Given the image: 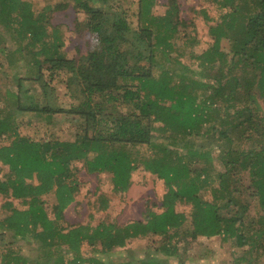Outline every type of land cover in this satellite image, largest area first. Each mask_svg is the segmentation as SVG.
Returning a JSON list of instances; mask_svg holds the SVG:
<instances>
[{
  "label": "trees",
  "instance_id": "obj_1",
  "mask_svg": "<svg viewBox=\"0 0 264 264\" xmlns=\"http://www.w3.org/2000/svg\"><path fill=\"white\" fill-rule=\"evenodd\" d=\"M137 2L132 28L108 0H64L40 10L28 0H0L2 22L33 56L36 76L28 80L40 92L30 93L13 76L17 91L7 92V115L0 113V264H108L83 257L82 246L108 255L151 236L161 241L155 252L166 259L113 264H169L182 241L199 237L227 245L230 263L224 264L264 258V0H205L213 16L205 6L193 9L209 38L199 53L193 22L180 17L178 0H166L162 14L154 11L158 0ZM69 6L86 15L75 20L76 35H96L99 43L77 58L68 57L64 34L51 23L55 11ZM62 70L72 87L68 105L58 103L53 84ZM25 113L45 116L47 126L68 121L73 137L22 135ZM139 167L163 184L159 213L147 208L145 221L123 225L66 224L82 170L111 175L117 196L128 192ZM50 194L51 216L45 207ZM94 204L107 211L110 200L100 194ZM178 206L189 207V221ZM25 237L45 249L42 258L15 254L23 247H12Z\"/></svg>",
  "mask_w": 264,
  "mask_h": 264
},
{
  "label": "rangeland",
  "instance_id": "obj_2",
  "mask_svg": "<svg viewBox=\"0 0 264 264\" xmlns=\"http://www.w3.org/2000/svg\"><path fill=\"white\" fill-rule=\"evenodd\" d=\"M35 5L36 10H40L43 5H56L63 3L64 0H28ZM70 1V0H65ZM166 0H158V6L154 9L156 14H162V5ZM181 8L180 17L186 21L193 22L194 33L193 37L199 40V45L196 46L195 51L199 53L204 50L208 43L207 26L202 20L200 15L193 14L194 10H199L205 6L209 11V15H215L213 10H209L211 3H206L205 0H178ZM206 3V4H205ZM108 4L114 10L118 8L122 10L127 17L130 27L135 28L137 23V0H108ZM205 4V5H204ZM161 5V6H160ZM1 9V8H0ZM0 19V113L7 115V112L3 110L4 104L7 102V92H16L17 87L13 81V76H19L22 78V85L27 88L29 86L30 93L40 94L39 87L34 81H30L36 76V68L33 64V56L26 48V41L20 39L13 31L11 26L2 22L4 16L1 15ZM86 17L84 11L76 8V12L69 6L66 9L55 11L52 15L51 23L53 26H59L64 36V51L67 52L69 58H77L84 56L87 52L93 51L98 46V38L96 35L85 33L79 37L73 31L75 20L81 21ZM190 28L187 29V32ZM182 42L179 41L178 45ZM184 64H189L187 59H184ZM47 66L43 68V75L47 77ZM213 73V72H211ZM15 74V75H14ZM68 78L65 71H58L54 74L53 84L56 86V96L60 99L58 103L62 105H68L71 102L69 98L70 87L67 85ZM261 103L262 111L264 112V102ZM36 117L31 113H25L21 115L20 121H22L20 127V133L26 135L35 140H41L47 133L57 136L60 139L72 138L73 129L68 121H62L59 127L47 126V120ZM30 125H26L28 121ZM56 120H54L55 122ZM53 123V121H51ZM61 127V128H60ZM144 149H141V151ZM215 156V154H214ZM81 167L80 163L76 164ZM217 170H221V167L215 163ZM0 173V177H2ZM78 178L81 182L80 191L76 195L75 202L65 210L66 224L70 226L76 225H91L96 226L100 222L104 223H116L117 225H123L134 221H145V210L150 208L154 212L159 213L158 205L161 196L164 193V187L161 181L157 180L152 174L145 172L141 167L132 174V186L126 194H120L117 196L111 193V175H88L83 170L78 174ZM106 195L110 200L109 208L107 211H96L92 208L95 200L100 195ZM46 198V211L51 216V205L54 203L53 195L50 194ZM3 200L0 197V206ZM14 207L23 209L24 207L18 201H12ZM95 205V204H94ZM155 205V207H153ZM177 209L185 213L187 218L189 217V207L178 206ZM3 213L0 210V216ZM189 221V218H188ZM6 240L8 237L5 238ZM161 245V241L158 237H149L146 240L133 239L129 241L122 249H117L108 255H100L96 250H93L87 245H83L81 248V254L83 257H99L102 261L108 264H113L117 261L128 260H140L147 256H156L163 258V255L159 251L155 252V249ZM22 246V252H17L20 256L27 259H33L36 255L38 258L44 256L45 249H43L37 242L25 237L23 240H18L17 244L12 248L17 251V248ZM97 246L96 249H98ZM180 253L168 258L169 264H224L230 263L226 259L224 247L220 246V238L212 237L205 239L199 237L194 241L184 240L179 244ZM14 251V252H15ZM133 261V262H134ZM242 264H247L243 261ZM256 264H264V258L259 260Z\"/></svg>",
  "mask_w": 264,
  "mask_h": 264
}]
</instances>
